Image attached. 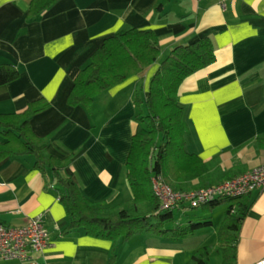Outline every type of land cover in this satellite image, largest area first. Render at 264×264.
<instances>
[{
  "label": "crops",
  "instance_id": "crops-1",
  "mask_svg": "<svg viewBox=\"0 0 264 264\" xmlns=\"http://www.w3.org/2000/svg\"><path fill=\"white\" fill-rule=\"evenodd\" d=\"M30 2L0 0V62L20 69L15 80L0 86V112L47 101L32 114L31 128L91 199L131 203L125 164L137 128L135 91L142 83L146 96L151 76L174 46L204 36L213 41L216 60L187 76L178 93L187 149L205 160L217 157L213 166L222 171L238 164L241 173L264 164V148L252 145L264 135V0H169L162 9L161 0H57L29 18ZM131 27L156 33L158 61L142 80L133 76L107 88L90 107L68 103L74 78L91 54L106 37ZM58 192L50 169L41 172L32 156L0 159V223L21 226L41 215L50 233L52 244L33 257L36 264H174L178 250L172 245L147 244L131 258L118 253V245L113 258L110 240L81 229L62 233L67 218ZM250 197L239 230L238 264L264 257V189ZM0 264L31 263L1 259Z\"/></svg>",
  "mask_w": 264,
  "mask_h": 264
},
{
  "label": "trees",
  "instance_id": "trees-1",
  "mask_svg": "<svg viewBox=\"0 0 264 264\" xmlns=\"http://www.w3.org/2000/svg\"><path fill=\"white\" fill-rule=\"evenodd\" d=\"M56 1L31 0L28 17L42 14ZM168 1L161 0L157 8L162 9ZM160 53L161 46L152 29L131 27L117 31L106 37L81 67L68 94V103L90 107L96 96L107 88L133 76L142 80L149 67L158 61ZM215 60V48L209 36L192 43L178 44L161 60L151 76L146 96L142 83L135 91L137 128L125 164L132 193L128 205H106L91 199L65 173V161L46 153L44 141L30 125L32 114L47 106L44 99L31 102L20 112H0V133L3 136L0 159L32 156L34 166L41 172L46 173L50 169L66 212L67 224L62 233L81 229L90 236L110 240L113 258L117 246L137 233L183 237L210 226L213 221L206 219L165 227V222L174 218L175 208L185 210L190 206L161 208V201L153 190V176L162 174L174 189L189 190L207 188L245 173L237 172L238 164L222 171L220 167L213 166L217 157L205 160L187 149V123L184 106L178 97L179 88L187 76ZM19 74L20 69L16 65L0 62V86L15 80ZM252 145L257 151L264 148V135L255 137ZM196 178L200 179L199 184H191ZM252 192L220 197L198 206L213 208L224 199L229 203L217 243L197 248L189 264H211L209 259L214 255L222 257L217 264H238L239 230L252 204Z\"/></svg>",
  "mask_w": 264,
  "mask_h": 264
},
{
  "label": "built area",
  "instance_id": "built-area-1",
  "mask_svg": "<svg viewBox=\"0 0 264 264\" xmlns=\"http://www.w3.org/2000/svg\"><path fill=\"white\" fill-rule=\"evenodd\" d=\"M264 189V164H261L233 179L207 188L176 190L162 174L153 176V190L161 201V208L185 205L198 207L220 197L248 194ZM52 244L50 233L41 215L32 217L21 226L0 223V260L28 261L36 264V254ZM251 264H264V257Z\"/></svg>",
  "mask_w": 264,
  "mask_h": 264
},
{
  "label": "rangeland",
  "instance_id": "rangeland-1",
  "mask_svg": "<svg viewBox=\"0 0 264 264\" xmlns=\"http://www.w3.org/2000/svg\"><path fill=\"white\" fill-rule=\"evenodd\" d=\"M249 171V170H248ZM246 172V171H245ZM227 199L222 200L213 208L187 207L185 210L180 208L174 209V218L165 222V227L172 228L174 224L181 223L187 225L189 220L201 221L211 219L213 224L205 226L189 232L183 237H172L167 235H159L155 233H137L124 244H119L118 253L125 252L129 258L136 254L137 250L145 249L147 244H165V246H175L178 250L177 255L173 259L174 264H189L191 262L192 253L203 245H213L218 241V231L224 221L225 210L228 207ZM146 244V245H144ZM124 245V246H123ZM127 251V253H126ZM222 257L220 255L211 256L209 262L211 264H217L221 262Z\"/></svg>",
  "mask_w": 264,
  "mask_h": 264
}]
</instances>
